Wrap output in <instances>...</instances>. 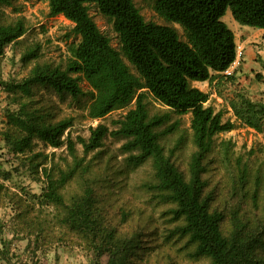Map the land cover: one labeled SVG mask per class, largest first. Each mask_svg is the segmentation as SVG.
I'll use <instances>...</instances> for the list:
<instances>
[{
    "label": "trees",
    "instance_id": "1",
    "mask_svg": "<svg viewBox=\"0 0 264 264\" xmlns=\"http://www.w3.org/2000/svg\"><path fill=\"white\" fill-rule=\"evenodd\" d=\"M48 1L49 15L64 16L73 24L72 35L79 38L68 47L70 57L65 68L37 63L21 82L0 83L15 106L6 110L3 143L33 177L39 181L43 177L44 184L41 193L35 195L34 204L17 198L20 230L24 227L28 235H35L36 242L43 235L54 237L56 229L73 234L92 249L95 264L105 254L109 256L108 264L149 260L140 238L126 239L108 223L103 214V199L88 177L92 171L84 164V157L78 155L77 145L87 156L100 150L104 139L111 135L126 140L124 150L133 153L128 157L130 165L152 163L153 190L162 204L172 206L169 215L176 223L169 239H186L195 260L206 258L211 264H264V222L251 225L234 213L231 229L225 234L226 217L212 208L204 179L205 162L214 150L215 137L234 130L236 123L224 121L223 113L207 106L210 94L193 85L217 81L237 60L235 34L222 20L227 10L239 24L264 29V0H155L157 13L167 22L179 25L184 39L174 26L146 21L134 0ZM0 6L12 7L13 1L0 0ZM91 6L112 23L120 50L111 45L93 20ZM27 31L24 17L8 22L0 12V58ZM34 58V51L25 57L29 61ZM82 82L88 84L89 90L82 88ZM38 88L54 92L62 100L79 101L87 96L88 117L92 120L128 110L113 121L115 129L98 123L89 127L88 137L73 138L72 117L55 120L49 110L33 106ZM148 94L169 111L152 115ZM232 109L242 124L264 133V103L241 97L238 103H232ZM171 113L191 114L194 151L187 176L161 145V138L178 128L176 124L159 130L170 120ZM40 144L53 150L65 148L72 163L65 168L54 162L55 152L37 149ZM240 169L245 182L246 168ZM78 180L79 192L67 196L69 185ZM258 193L255 190L253 196L256 203ZM43 207L51 208L53 213L43 216ZM1 244L3 256L8 244ZM38 250L37 247L34 255Z\"/></svg>",
    "mask_w": 264,
    "mask_h": 264
},
{
    "label": "rangeland",
    "instance_id": "2",
    "mask_svg": "<svg viewBox=\"0 0 264 264\" xmlns=\"http://www.w3.org/2000/svg\"><path fill=\"white\" fill-rule=\"evenodd\" d=\"M12 1V7L0 6L4 20L11 22L24 17L28 31L19 42L9 46L0 58V83L21 82L37 63L65 68L70 57L69 45L79 41L72 35L73 24L62 15L50 16L48 0ZM134 2L146 21L174 26L184 39L179 25L167 22L157 13L155 0ZM89 12L101 32L110 39L111 45L120 50L119 38L112 23L95 6H91ZM222 20L234 32L242 55L221 78L211 84H201L200 89L210 94L207 106L223 113L224 121L236 123L234 130L215 137L214 150L205 162L206 191L212 198V208L222 211L226 217L223 232L227 234L234 213L251 225L264 222V133L242 124L232 109V103H238L241 97L264 103V41L263 34L257 32L256 28L236 22L229 9ZM247 37L251 41H244ZM31 51L35 52L37 58L29 61L25 57ZM132 72L136 73L134 69ZM81 86L85 91L89 90L86 82H82ZM11 97L0 84V249L4 241L8 244L6 253L0 256V264H95L92 249L73 234H64L56 229L54 237L43 235L44 238L36 242L35 235H28L24 227L20 230L22 226L17 219L15 204L17 198L27 199L26 203L34 204L35 195L41 193L44 184L43 177H40V181L33 177L3 143L1 133L6 129V110L15 109ZM33 100L34 107L49 110L55 120L72 117L73 138L77 135L88 137L89 127L98 123L115 129L117 126L113 121L123 117L128 110L115 111L101 120H92L88 117L90 102L87 96L79 101L71 98L62 100L54 92L38 88ZM147 102L152 115L169 111L150 94L147 95ZM176 124L177 130L161 138V145L187 176L189 159L194 151L191 114L171 113L170 120L159 130ZM125 143V139L108 135L103 147L87 156L83 155V148L77 145L79 157H84V164L92 171L88 177L103 199V214L108 223L126 239L138 237L142 240L143 252L150 258L138 264H211L206 258L193 259L192 247L187 245L186 239L168 238L176 225L169 215L172 206L162 204L153 190L155 178L152 163L147 162L139 167L130 165L128 157L133 153L124 150ZM37 149L50 154L54 151V162L65 168L72 163L65 148L53 150L40 144ZM240 166L246 168L245 182L241 180ZM80 189L81 181H74L66 195L70 196ZM255 190L259 192L257 203L253 199ZM42 209L43 216L53 213L51 208ZM37 247L39 250L34 255ZM108 260L109 256L105 254L99 264H108Z\"/></svg>",
    "mask_w": 264,
    "mask_h": 264
},
{
    "label": "crops",
    "instance_id": "3",
    "mask_svg": "<svg viewBox=\"0 0 264 264\" xmlns=\"http://www.w3.org/2000/svg\"><path fill=\"white\" fill-rule=\"evenodd\" d=\"M258 31L257 32H260L263 34V38H262V41H264V29H257ZM244 41H251L250 38L247 37V39H245ZM263 45H264V42H263ZM206 82H193V85L200 88V85L201 84H205Z\"/></svg>",
    "mask_w": 264,
    "mask_h": 264
},
{
    "label": "built area",
    "instance_id": "4",
    "mask_svg": "<svg viewBox=\"0 0 264 264\" xmlns=\"http://www.w3.org/2000/svg\"><path fill=\"white\" fill-rule=\"evenodd\" d=\"M241 55H242V51L239 48H237V60L239 59V57H241Z\"/></svg>",
    "mask_w": 264,
    "mask_h": 264
},
{
    "label": "clouds",
    "instance_id": "5",
    "mask_svg": "<svg viewBox=\"0 0 264 264\" xmlns=\"http://www.w3.org/2000/svg\"><path fill=\"white\" fill-rule=\"evenodd\" d=\"M238 48V47H237ZM237 61V60H236Z\"/></svg>",
    "mask_w": 264,
    "mask_h": 264
}]
</instances>
